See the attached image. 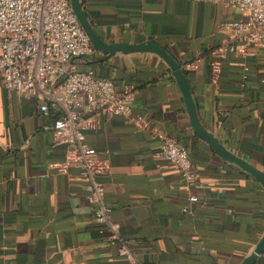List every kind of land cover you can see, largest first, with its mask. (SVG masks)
<instances>
[{
  "label": "crops",
  "instance_id": "obj_1",
  "mask_svg": "<svg viewBox=\"0 0 264 264\" xmlns=\"http://www.w3.org/2000/svg\"><path fill=\"white\" fill-rule=\"evenodd\" d=\"M83 7L106 43L152 41L166 50L187 74L205 128L264 171V51L219 52L235 45L220 24L244 21L242 12L222 0H83ZM100 56L76 68L114 80L118 91L134 89L137 99L132 121L115 117L89 136L111 166L100 181L121 238L142 264H240L264 234V188L196 136L159 57ZM55 119L0 84V264H131L94 221L83 184L67 176ZM162 135L189 148L201 175L199 205L187 201L178 168L155 157Z\"/></svg>",
  "mask_w": 264,
  "mask_h": 264
},
{
  "label": "built area",
  "instance_id": "obj_2",
  "mask_svg": "<svg viewBox=\"0 0 264 264\" xmlns=\"http://www.w3.org/2000/svg\"><path fill=\"white\" fill-rule=\"evenodd\" d=\"M222 3L242 12L245 20L220 24L219 30L231 33L235 45H225L219 52L234 54L253 47L264 51V0ZM100 55L70 0H0V84L10 93L37 100L41 115H56L54 145L67 148L62 163L67 176L83 184L94 208V221L109 234L112 244L119 245V256L131 264H142L121 238V224L113 220V211L105 202L106 188L100 178L111 172V166L89 142L91 134L105 130L115 117L132 121L137 101L134 89L118 91L114 80L93 69L76 68L80 61ZM160 140L155 157L178 168L187 201L199 205L201 175L189 148L169 136L162 135ZM183 211L195 214L192 208Z\"/></svg>",
  "mask_w": 264,
  "mask_h": 264
},
{
  "label": "water",
  "instance_id": "obj_3",
  "mask_svg": "<svg viewBox=\"0 0 264 264\" xmlns=\"http://www.w3.org/2000/svg\"><path fill=\"white\" fill-rule=\"evenodd\" d=\"M73 13L78 19L81 27L87 35L92 46L108 58H113L117 54H153L159 57L167 65L172 77L179 87L183 101L186 107L190 125L196 136L203 141L211 150L216 153L224 161L239 167L244 172L255 178L264 188V171L255 165L247 162L243 158L237 156L228 150L213 134H211L202 124L197 107L191 92L183 67L177 62L166 50L161 48L155 42L149 41L142 44H124L106 43L95 31L88 15L83 7V0H70ZM264 254V234L254 249L246 256L240 264H257L261 256Z\"/></svg>",
  "mask_w": 264,
  "mask_h": 264
},
{
  "label": "trees",
  "instance_id": "obj_4",
  "mask_svg": "<svg viewBox=\"0 0 264 264\" xmlns=\"http://www.w3.org/2000/svg\"><path fill=\"white\" fill-rule=\"evenodd\" d=\"M94 59H96L97 61L98 60H100L101 59V56H99V57H94ZM186 76H187V74H186ZM102 77V76H101ZM191 156V155H190ZM191 159H192V157H191ZM193 161V160H192Z\"/></svg>",
  "mask_w": 264,
  "mask_h": 264
}]
</instances>
